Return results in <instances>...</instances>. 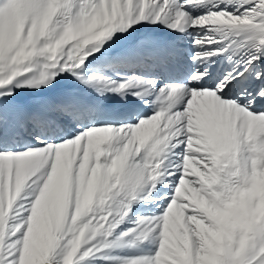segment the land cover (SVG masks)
I'll return each instance as SVG.
<instances>
[{
  "label": "snow or ice",
  "instance_id": "obj_1",
  "mask_svg": "<svg viewBox=\"0 0 264 264\" xmlns=\"http://www.w3.org/2000/svg\"><path fill=\"white\" fill-rule=\"evenodd\" d=\"M203 4L56 0L49 17L50 0H0V189L15 192L10 207L4 200L0 264H24L34 254L42 209L58 196L66 200V214L44 264H52L62 241L66 254L56 264H80L90 256L107 259L106 250L129 238V248L148 242L156 250L121 264H203L197 225L211 221L200 198L218 204L246 187L254 162L264 167V0H238L234 12L225 0H211L203 15L187 11ZM145 20L181 36L189 29L204 34L191 37L190 57L175 42L150 37L110 42L117 31L123 35ZM209 44L215 49L207 50ZM233 44L249 49L242 70L215 75L205 67L207 58ZM102 60L150 61L159 80L85 76ZM64 74L100 97L131 96L152 114L126 104L103 107L74 87L12 102L15 89L47 88ZM221 147L229 151L218 157ZM145 201L162 204L161 215L137 217L133 227L121 230L132 206ZM248 227L245 249L236 255L238 243L226 246L216 264H264V218H250Z\"/></svg>",
  "mask_w": 264,
  "mask_h": 264
},
{
  "label": "bare ground",
  "instance_id": "obj_2",
  "mask_svg": "<svg viewBox=\"0 0 264 264\" xmlns=\"http://www.w3.org/2000/svg\"><path fill=\"white\" fill-rule=\"evenodd\" d=\"M238 2V0H225V3L228 4L227 11L234 12L235 7L233 8V4ZM211 0H204V4L195 10L189 8L187 9L188 12H190L192 15H203L204 12L207 10V7L210 5ZM223 7V5H221ZM51 7H56L55 4H50L49 9ZM243 9H241L242 11ZM235 14L239 15V12H236ZM212 26H205V28H210ZM131 31L136 30L140 32V38L143 37H150L153 36H160L163 38H167L169 42H175L177 47L184 49V55L186 57H190L191 51H192V45H191V37L193 35H203L204 29H189L188 34L181 36L177 32H170L166 27H163L160 23L157 24H150L146 20L141 21L139 23H135L131 28H129ZM121 33L117 31L114 33L112 37L109 38V40H112L119 36ZM217 39L220 38L221 33H215L214 34ZM237 40L234 37H229V40ZM103 43V42H100ZM222 44H227L228 40L221 41ZM216 47L215 44H209L206 46L207 50H214ZM111 52V50H109ZM249 49L239 47L238 44H233L231 48L227 52H225L223 55H218L215 57H209L207 58V64L205 67L209 69V71L213 72L215 75H222L223 73L232 71L233 69L236 70H242L243 68V61L245 57L248 55ZM150 61H145L143 63H138L136 65H115L110 60L105 61H99L93 65L90 66L89 70L85 73V76L87 75H99L103 76L105 78L113 79L121 81L125 78H128L132 75H136L138 78L141 79H156L159 80V77L155 76L151 70H150ZM190 66V61H189ZM161 85L159 83L156 84V88H159ZM68 87H74L78 88L81 93L86 95V98L89 102H95V101H103V107H111L112 105H120V104H126L129 106H133L137 111H139L142 115L151 116L152 114V108L149 106L145 108L143 104L140 102L134 100L131 96H127L124 101H121L119 97L114 96H104L100 97L98 96L91 88H85L83 85L78 84L73 80L71 76H68L67 74H64L63 76H58L55 81H53V84L50 85L47 88H40L39 90H34L30 94H20L18 90H14V97L15 100L12 101L13 103H23L27 102L29 100H32L36 98V96L43 94V96H52L55 95L65 88ZM85 123H89V121H84ZM91 126V123H90ZM259 130L264 131V123L259 125ZM229 149L226 147H221L217 149L218 157H223L228 154ZM260 170V169H259ZM259 170H257V166H253V170L251 175L248 177L247 184H249V188L243 187L244 189L251 190V193H256V195H261L264 198V192L261 191L260 183H259ZM264 171V169L262 170ZM256 173L254 176L253 173ZM159 187V185L157 186ZM140 191H143V189H140ZM252 197V195H251ZM254 198V197H253ZM57 199V198H56ZM218 199V198H217ZM256 199V198H255ZM262 200V198H261ZM261 202V201H260ZM255 203V202H254ZM199 207L204 212L205 216L210 220L211 222H214V224L219 223L218 221L221 220L224 222V225H220L221 227H224L225 231L230 230V226L233 223L234 220V214L231 210L232 207V200L230 197L227 199L221 201L220 203H215V206H211L208 200H202L200 201ZM71 210V209H70ZM73 210V209H72ZM164 208L162 204L158 205L156 203L151 202H141V203H135L131 211L126 218L125 222L131 217L133 221H136L137 217H151V216H159L163 212ZM133 217V218H132ZM256 218V217H255ZM257 221H259L258 217L256 218ZM124 222V223H125ZM222 224V223H220ZM124 225V224H123ZM122 225V228H123ZM205 228L210 227L209 225H204ZM114 239V238H113ZM223 251L217 252L215 250H210L209 253L206 252V256L203 258L202 262L203 264H213L215 262L218 256L222 255Z\"/></svg>",
  "mask_w": 264,
  "mask_h": 264
},
{
  "label": "rangeland",
  "instance_id": "obj_3",
  "mask_svg": "<svg viewBox=\"0 0 264 264\" xmlns=\"http://www.w3.org/2000/svg\"><path fill=\"white\" fill-rule=\"evenodd\" d=\"M238 2L233 4V8L236 7ZM40 69L36 68V72H38ZM26 75H32L31 73H26ZM15 90H18L20 94H30L35 89H28V88H17ZM253 166H256L254 163ZM260 169V170H259ZM264 169V167H258L257 170L261 172ZM249 179L247 178V181ZM246 181V188L248 189L249 184H247ZM248 185V186H247ZM245 189V190H247ZM15 192H10L9 189L6 187L3 189H0V234H2L3 229V223L6 217L7 208L4 207V200L7 197L8 199V207L11 206L12 198L14 197ZM252 195V197H251ZM230 197V196H229ZM254 197V198H253ZM256 198V199H255ZM261 198L264 199L261 195H256V193L250 192V199L251 201L258 207L261 201ZM73 209V210H72ZM70 211L74 212V208H72ZM231 210L234 214L235 209L232 206ZM66 214V200H64L62 197L58 196L57 199L50 200L46 207L42 209L41 216H42V222L40 226L41 231V239L39 242H33V245L36 249L34 254L24 262V264H44V261L47 257V251L50 249L52 243L54 242V233L57 228V225L60 221V219ZM255 217L258 219L264 218V215H262L260 212H257ZM133 218V217H132ZM134 219V218H133ZM131 217L124 223L123 228L121 230H126L127 228H131L134 226V222ZM219 223L214 224V222H211V227L214 229L217 225H224V222L219 220ZM222 223V224H220ZM210 226V225H209ZM224 228V227H223ZM99 239V237H97ZM130 243L129 240H125L120 242L119 245L114 246L112 249L106 250L103 253V257L107 258H97L93 259V257H87L85 258V261H81L80 264H85V262H90V264H121V261L123 258L126 257H132V256H144V255H151L156 250V245L152 243L145 242L144 244H140L134 248H129L128 244ZM209 253V251H207ZM66 254V247L64 242L62 241L60 246L57 247L56 251L53 254L52 264H56V261H61L63 259V256ZM206 255L201 257V260ZM79 259V256L77 257Z\"/></svg>",
  "mask_w": 264,
  "mask_h": 264
},
{
  "label": "clouds",
  "instance_id": "obj_4",
  "mask_svg": "<svg viewBox=\"0 0 264 264\" xmlns=\"http://www.w3.org/2000/svg\"><path fill=\"white\" fill-rule=\"evenodd\" d=\"M56 0H50V4H55ZM56 11L55 7L49 9V17H51ZM47 26V21H45ZM55 29H53V32ZM249 139L252 138L251 130H249ZM255 163V162H254ZM235 175V173L233 174ZM255 176L256 173L254 172ZM259 183L261 191L264 192V171L259 173ZM251 190H245L244 188L233 189L230 198L232 200V206L235 209L234 220L230 226V230L225 229L217 225L214 229L211 227L205 228L204 223L198 222V234L203 242L204 251L215 250L217 252L224 251L225 247H231L233 244L238 243L236 255H239L251 240L249 236L248 221L250 218L255 217L257 212L264 215V199L261 200L257 207L250 199ZM201 201L204 200L200 198ZM211 206H215V203L209 202ZM215 264V262H213Z\"/></svg>",
  "mask_w": 264,
  "mask_h": 264
}]
</instances>
